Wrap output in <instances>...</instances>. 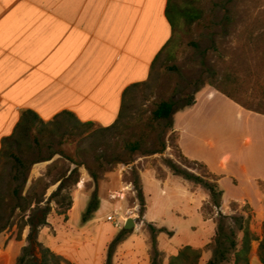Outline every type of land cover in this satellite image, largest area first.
I'll return each mask as SVG.
<instances>
[{"label":"rangeland","instance_id":"obj_1","mask_svg":"<svg viewBox=\"0 0 264 264\" xmlns=\"http://www.w3.org/2000/svg\"><path fill=\"white\" fill-rule=\"evenodd\" d=\"M170 2L181 9H195L200 18L192 24L180 20L172 42L154 62L149 79L125 95L121 114L112 126H80L67 117L44 125L34 120L16 129L11 141L3 144L0 233L17 239L19 227L34 211L33 204L26 211L21 209L25 205L23 199L31 195L33 200L35 192L43 196L35 213L48 207L47 221L52 225L41 229L39 241L49 248L52 237V247L58 244L60 251L74 258L75 264H93L96 253L105 264H144L146 247L148 264H152L154 238L158 252L154 264H168L186 243L200 253L189 264H210L217 250L225 251L227 257L222 261L217 252V264H235L236 250L225 238L233 233L236 249H240L243 234L235 223L240 218L248 220L255 238L249 257L264 256V249H260L264 238V184L256 183L258 199L252 194L242 199L246 191L252 193L246 176L252 174L253 155L260 135H264V124L229 110L237 135L227 153L237 160L228 166V172L240 184L235 186L238 183L234 185L229 177L221 179L225 198L219 208L213 206L210 193L202 184L184 179L180 171L206 181L220 177L205 164L182 156L173 132L175 113L207 86L220 87L239 103L264 112V0ZM161 102L173 105L169 119L172 128H168V121L149 125L151 113ZM133 142H139V150L130 154L128 149ZM157 150L161 152L153 153ZM215 153L216 150H209L208 156ZM248 157L251 160L244 174L240 161ZM14 158L23 165L19 166ZM124 158L128 161L117 163ZM75 168L76 174L69 177ZM89 170L96 174L95 182ZM136 180L144 205L134 187ZM59 186L61 190L47 203ZM94 192L99 198V209L82 224L86 205L82 208L81 198L85 196L88 203ZM15 205L20 209H15ZM109 217H115L117 224ZM129 220L133 227L126 229ZM220 223L224 234L217 240ZM162 228L165 231L158 232ZM123 231L130 233L116 241ZM25 232H29L28 226L21 236Z\"/></svg>","mask_w":264,"mask_h":264},{"label":"crops","instance_id":"obj_2","mask_svg":"<svg viewBox=\"0 0 264 264\" xmlns=\"http://www.w3.org/2000/svg\"><path fill=\"white\" fill-rule=\"evenodd\" d=\"M168 1L0 0V155L3 141L12 137L28 113L49 122L70 112L80 123L112 126L125 95L149 79L156 58L172 36L166 16ZM229 110L264 124V116L207 86L195 94L192 106L175 113L173 132L182 156L205 164L220 177L219 184L229 177L239 186L228 172L237 160L227 153L237 135ZM259 138L252 174L246 176L252 193L246 191L242 199L250 194L258 199L256 183L264 184V135ZM209 150H216L215 155L208 156ZM250 160L240 161L244 174ZM224 198L223 193L222 203ZM81 199L84 208L87 198ZM27 234L17 240L0 233V264L16 263ZM49 248L75 264L58 244L52 247V237ZM145 251L144 264H148V247ZM93 264H105L98 253ZM248 264L264 263L253 254Z\"/></svg>","mask_w":264,"mask_h":264},{"label":"trees","instance_id":"obj_3","mask_svg":"<svg viewBox=\"0 0 264 264\" xmlns=\"http://www.w3.org/2000/svg\"><path fill=\"white\" fill-rule=\"evenodd\" d=\"M166 16H167V19H168L170 26L172 28V36H171L168 44L164 48V50L172 42L175 29L179 26L180 20H184L187 24H192L193 22H195L196 20H198L200 18L199 13L195 9H193L191 7L181 9L178 6L172 4L170 2V0L168 1V5H167V9H166ZM158 57H159V55H158ZM136 86H138V85H134L133 87H136ZM215 89L218 92H220L221 94H223L225 97H227L228 99H230L231 101H233L234 103L239 105L241 108H243L247 111L254 112V113H257V114L264 116V112H258V111L252 110L247 105L241 104L238 101H236L231 96V94L229 92H227L226 90H224L220 87H216ZM193 104H194V98H192L190 101H188V103L185 106H183L181 109H179V111L184 110L185 108L190 107ZM122 109H123V104H122ZM122 109H121V111H122ZM172 112H173V105L171 103L161 102L160 104H158L157 107L151 113V118L149 120L150 127L155 125V124L157 125L160 121H168V128H172V123H171V121H169ZM120 114H121V112H120ZM62 117L74 119L78 123V125H80V126H94L93 123H80V122H78L75 119L74 115L71 114L70 112H62L58 116H56L54 119H52V121H49V122H43V121L39 120L35 114L28 113L26 115V117H24L22 122H20L18 124L16 129H18L22 126L26 127V126L32 124V121H34V120H37L40 124H43V125L48 124L50 122L56 123L57 120L59 118H62ZM143 136L144 135H142L141 139H143ZM9 141H11V137L5 139L3 141V144L6 142H9ZM139 145H140L139 142L131 143L129 145V149H128L130 154L139 150ZM2 148H3V146H2ZM160 152H161V150L153 151V153H160ZM130 154H128V155H130ZM66 158L70 161L72 160L71 158H69L67 156H66ZM14 160L17 162V164L19 166L23 165V163L21 162L20 159L14 158ZM127 161L128 160L124 158V159H120L117 163H124ZM71 162L75 166L78 165L74 161H71ZM203 166L205 168H207L205 165H203ZM173 168H174V171L179 172L177 169H175V167H173ZM89 172H90L91 178L95 182L97 179L96 174L93 173V171H91V170H89ZM180 172L183 175L184 179L193 181V182L198 183V184H202L209 191L213 206L216 208L220 207L224 192L221 189V186L219 184V178H216L214 176L215 179L213 181H206V180H203V179L199 178L198 176L190 174L186 171H180ZM75 174H76V168L70 171L69 177H72ZM75 182H77V180H75ZM134 187L137 191V196H138L140 203L142 205H144L143 193H142L140 184L137 180L134 181ZM60 190H61V186L58 187L56 192L51 194L50 199L47 200V203H49L50 200L52 199V197L57 195V193ZM33 194L32 195L35 197L33 200H31V195L25 196L23 199L25 201V205L23 207H21V209L23 211H26L33 204L34 205V207H33L34 211L29 215L27 222H25L23 224V226L19 227V229H18L17 240L21 239V233H22V230L25 226L29 227V232H28V235L26 238V245L22 248L21 253L18 256L15 264H69L61 256L55 254L53 251H51L48 247L44 246L39 241L40 230L45 228V227H49L47 217L50 213V209L48 207H45L44 209H41L40 213H35V209L38 208L39 204L43 201V196L39 197V196H37V194L35 192ZM18 199H19V197H18ZM14 208L20 209V206L15 205ZM98 209H99V198H98L96 192H94L92 194L91 198L89 199L84 212L82 213L81 223L84 224V223H87L88 221H90L92 219L93 215L98 211ZM235 223L238 224V230L241 231L243 234L240 249L239 250L236 249L237 248V242L232 238V236H234L233 233H232L231 237L228 236L225 239H226V241L229 242L230 248H232L233 250H236L235 251V264H241L240 261H243V264H248L250 245H251V242L253 240H255V238H254V235L249 230L247 219L246 220H243L242 218H240L238 220L236 219ZM152 231H153V235H154L155 230L153 228H152ZM162 231L164 232L165 229L162 228V229L158 230V232H162ZM123 233H124L123 236L118 237L116 239V241L123 238L124 235H128L130 232L129 231H123ZM223 234H224V225H223V223H220V224H218V229H217V235H216L217 240H220L219 237L223 236ZM152 248H154V258L152 259V264H154L155 258L157 257V254H158V252L156 251L157 249H156L155 238L152 240ZM260 249L261 250L264 249V238L262 239V241L260 243ZM217 252H219V251L218 250L216 251V253H215L216 256L213 257V259L210 261V264H217L218 263V262H216ZM224 252L225 251L219 252L221 258L223 259L222 261L226 260V258H227L226 253H224ZM37 254L39 256H37ZM199 256H200L199 251L194 250L190 246H185L183 249H181L179 251V253L177 255L171 257L168 264H189L190 260L196 261V259L199 258ZM259 258L264 263V256L260 255ZM106 264H110L109 261H107Z\"/></svg>","mask_w":264,"mask_h":264},{"label":"water","instance_id":"obj_4","mask_svg":"<svg viewBox=\"0 0 264 264\" xmlns=\"http://www.w3.org/2000/svg\"><path fill=\"white\" fill-rule=\"evenodd\" d=\"M133 221L132 220H129L125 226L126 229H131L133 227Z\"/></svg>","mask_w":264,"mask_h":264},{"label":"built area","instance_id":"obj_5","mask_svg":"<svg viewBox=\"0 0 264 264\" xmlns=\"http://www.w3.org/2000/svg\"><path fill=\"white\" fill-rule=\"evenodd\" d=\"M109 221L115 222V224H117V221H116L115 217H109Z\"/></svg>","mask_w":264,"mask_h":264}]
</instances>
